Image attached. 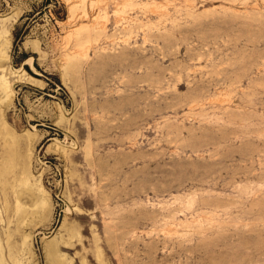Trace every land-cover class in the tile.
<instances>
[{"label": "rangeland", "instance_id": "rangeland-1", "mask_svg": "<svg viewBox=\"0 0 264 264\" xmlns=\"http://www.w3.org/2000/svg\"><path fill=\"white\" fill-rule=\"evenodd\" d=\"M1 264H264V0H0Z\"/></svg>", "mask_w": 264, "mask_h": 264}, {"label": "bare ground", "instance_id": "bare-ground-1", "mask_svg": "<svg viewBox=\"0 0 264 264\" xmlns=\"http://www.w3.org/2000/svg\"><path fill=\"white\" fill-rule=\"evenodd\" d=\"M1 264V263H0Z\"/></svg>", "mask_w": 264, "mask_h": 264}]
</instances>
